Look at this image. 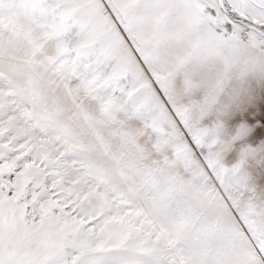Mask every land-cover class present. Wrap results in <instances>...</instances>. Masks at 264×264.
Segmentation results:
<instances>
[{
    "label": "snow or ice",
    "instance_id": "obj_1",
    "mask_svg": "<svg viewBox=\"0 0 264 264\" xmlns=\"http://www.w3.org/2000/svg\"><path fill=\"white\" fill-rule=\"evenodd\" d=\"M0 264H264V0H0Z\"/></svg>",
    "mask_w": 264,
    "mask_h": 264
}]
</instances>
